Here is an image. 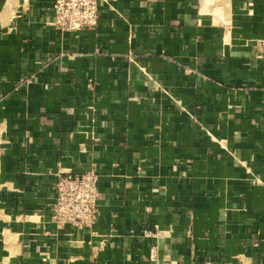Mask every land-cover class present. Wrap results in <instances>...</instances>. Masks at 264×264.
Instances as JSON below:
<instances>
[{"label":"crops","instance_id":"0c3cea01","mask_svg":"<svg viewBox=\"0 0 264 264\" xmlns=\"http://www.w3.org/2000/svg\"><path fill=\"white\" fill-rule=\"evenodd\" d=\"M55 2L3 10L0 264H264V0ZM92 169L96 226H56Z\"/></svg>","mask_w":264,"mask_h":264},{"label":"built area","instance_id":"2783aa9c","mask_svg":"<svg viewBox=\"0 0 264 264\" xmlns=\"http://www.w3.org/2000/svg\"><path fill=\"white\" fill-rule=\"evenodd\" d=\"M101 0H56L54 24L65 31L94 29L98 25ZM100 175L92 169L66 174L56 183L52 221L58 227L92 230L100 217Z\"/></svg>","mask_w":264,"mask_h":264},{"label":"rangeland","instance_id":"374dc122","mask_svg":"<svg viewBox=\"0 0 264 264\" xmlns=\"http://www.w3.org/2000/svg\"><path fill=\"white\" fill-rule=\"evenodd\" d=\"M18 0H0V35L3 32V24L7 22V14L3 15V10L9 9V12H12V8L17 4Z\"/></svg>","mask_w":264,"mask_h":264}]
</instances>
